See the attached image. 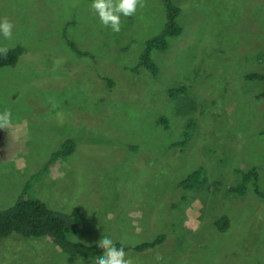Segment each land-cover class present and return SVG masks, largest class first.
<instances>
[{"label": "rangeland", "instance_id": "rangeland-1", "mask_svg": "<svg viewBox=\"0 0 264 264\" xmlns=\"http://www.w3.org/2000/svg\"><path fill=\"white\" fill-rule=\"evenodd\" d=\"M170 1L182 34L152 52L151 75L131 69L161 31V0L121 15L118 33L93 0H0V20L15 25L0 47L23 49L0 68V113L12 114L0 129V210L28 184L51 210L82 212L71 240L93 245L105 235L133 264H264V201L252 186L228 191L238 171L255 168L264 193V85L245 79L264 72V0ZM66 140L73 154L51 160ZM197 168L203 183L179 187ZM222 214L224 233L214 225ZM161 235L155 248L130 249ZM0 264L96 260L12 234L0 239Z\"/></svg>", "mask_w": 264, "mask_h": 264}, {"label": "trees", "instance_id": "trees-1", "mask_svg": "<svg viewBox=\"0 0 264 264\" xmlns=\"http://www.w3.org/2000/svg\"><path fill=\"white\" fill-rule=\"evenodd\" d=\"M164 11L165 20L161 31L146 41L144 49L139 56L137 65L131 69V72H137L139 69L147 71L151 75H156L158 67L151 57L153 51H164L169 44L170 39L179 37L182 34V28L177 22L180 10L170 0H161ZM23 49L16 47L9 49L7 55L0 53V68L13 67L19 57L22 55ZM248 81H259L264 85L263 73H250L245 76ZM183 87L171 89L168 92L170 96L183 92ZM261 96L264 97V88ZM161 124L166 125L164 120ZM187 134H183L180 144H184ZM76 144L73 140H66L60 148L51 156V160L63 159L72 155ZM240 180L235 185L230 186L228 191L237 195H244L252 186L254 194L264 201V193L260 192L258 187V172L255 168L247 172L238 171ZM202 169H196L189 173L180 183L179 187L191 189L196 185L203 183ZM29 185L27 184L22 193L18 196L15 203L3 210H0V239L7 238L12 234H16L26 238H47L54 245L58 246L62 252L72 258H83L98 260L102 254V249L98 247V243L86 245L70 238L78 234L84 226V216L79 209H74L70 214L55 212L47 207L42 201L29 197ZM215 228L219 232H226L229 228V218L222 214L216 218L214 222ZM165 235L158 236L154 241L142 243L133 248V251L142 252L147 249L155 248L162 244ZM117 248L125 246L114 243Z\"/></svg>", "mask_w": 264, "mask_h": 264}, {"label": "clouds", "instance_id": "clouds-1", "mask_svg": "<svg viewBox=\"0 0 264 264\" xmlns=\"http://www.w3.org/2000/svg\"><path fill=\"white\" fill-rule=\"evenodd\" d=\"M138 6H144L142 0H93L91 4V8L98 14L101 23L105 27H111L115 33H118L121 28L120 16L134 15ZM14 27L15 25L7 18L0 20V34L5 39L11 40ZM8 51L7 46L0 47V53L5 56ZM11 116L12 114L8 110L0 113V129H9L12 124ZM98 247L103 251L96 264H133L130 258H126L127 254L124 248H117L112 239L105 235L98 241Z\"/></svg>", "mask_w": 264, "mask_h": 264}]
</instances>
